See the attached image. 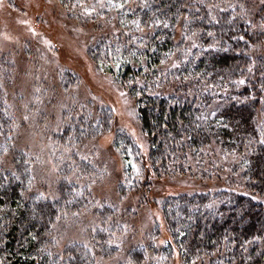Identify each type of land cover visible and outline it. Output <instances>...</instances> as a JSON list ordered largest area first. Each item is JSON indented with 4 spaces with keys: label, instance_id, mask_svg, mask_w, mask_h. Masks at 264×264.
<instances>
[{
    "label": "trees",
    "instance_id": "1",
    "mask_svg": "<svg viewBox=\"0 0 264 264\" xmlns=\"http://www.w3.org/2000/svg\"><path fill=\"white\" fill-rule=\"evenodd\" d=\"M60 1L93 26H118L88 53L95 71L110 75V91L134 98L140 131H116L114 109L97 107L62 136L113 130L116 150L130 165L126 179L135 177L130 192L149 205L163 178L202 184L157 203L153 235L188 264H264V7L251 16L244 0ZM85 8L91 14L82 15ZM12 123L0 95V264H96L82 243L61 248L57 231L89 202L91 190L64 180L56 199L36 193L29 155L14 151L12 163L4 161L13 150ZM77 158L71 155L69 164ZM81 164L92 175L88 162ZM95 239L99 253L117 252L102 232ZM145 251L137 246L128 255L141 264Z\"/></svg>",
    "mask_w": 264,
    "mask_h": 264
},
{
    "label": "rangeland",
    "instance_id": "2",
    "mask_svg": "<svg viewBox=\"0 0 264 264\" xmlns=\"http://www.w3.org/2000/svg\"><path fill=\"white\" fill-rule=\"evenodd\" d=\"M245 2L254 8L251 16L264 7V0ZM81 13L91 14L87 8ZM118 32L116 24L101 29L93 26L70 13L60 0H0V95L13 118V150L4 161L12 163L14 151L29 155L36 193L44 198L56 199L64 180L76 183L80 191L85 187L91 190L83 209L65 216L57 226L61 248L79 242L93 251L96 264H137L128 251L146 246L141 264H188L173 253L168 241L162 243L153 235L159 226L157 203L180 191L192 192L202 184L180 177L163 178L156 182L149 199L156 203L152 208L140 193L130 192L135 177L130 182L126 179L130 165L116 150L113 130L94 138L83 137V132L82 137H73L76 131L62 136L67 128L73 130L84 111L97 107L114 109L116 131L140 132L135 128L134 98L121 95L117 89L110 91V75L95 71L88 53L98 38ZM74 154L78 155L76 165L68 159ZM82 162H88L92 175L80 170ZM122 184L126 192H122ZM104 208L111 213L102 215ZM98 232L104 234L105 244L117 247L113 256L99 253ZM157 249L162 250L157 253Z\"/></svg>",
    "mask_w": 264,
    "mask_h": 264
},
{
    "label": "snow or ice",
    "instance_id": "3",
    "mask_svg": "<svg viewBox=\"0 0 264 264\" xmlns=\"http://www.w3.org/2000/svg\"><path fill=\"white\" fill-rule=\"evenodd\" d=\"M241 82H243V81H241Z\"/></svg>",
    "mask_w": 264,
    "mask_h": 264
}]
</instances>
